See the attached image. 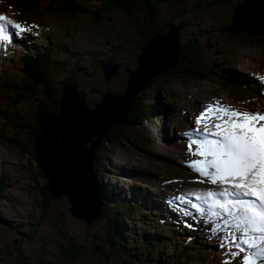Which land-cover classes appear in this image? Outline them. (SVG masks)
<instances>
[{
	"label": "rangeland",
	"instance_id": "obj_1",
	"mask_svg": "<svg viewBox=\"0 0 264 264\" xmlns=\"http://www.w3.org/2000/svg\"><path fill=\"white\" fill-rule=\"evenodd\" d=\"M8 1L18 4L20 0ZM33 2L36 3L35 0ZM195 2L196 0H191L186 4V7L180 4L179 8H175L170 4H160L158 17L160 19H171L173 24L181 22L183 27L178 29L179 42L188 40V38H196L202 44L208 60L216 63L221 73L234 76L235 80L244 82L246 88L241 92H230L224 82L218 78L201 81L176 77L165 80V77L159 76L154 81H146L143 86H141V83L136 93L142 95L144 102L153 104L154 118L152 121L144 122L137 127H129L127 131L130 133L129 137L123 138V141L116 146L102 145L100 149V145H98L99 148L97 147L95 151L96 165L94 163V166L101 169L103 178L96 179L98 196L94 211L91 212L89 205L88 207L84 206L90 217L87 222L82 216L75 214L74 209L71 210L73 207L71 204L72 199L66 193L46 199L41 196L39 186L46 184V178L40 179L38 176L36 172L37 161L35 162L32 159L30 153L21 152L12 143L7 142L6 137H10L13 128L6 126L0 118V134L4 136V138H0V264H66L63 260L61 247L65 237L71 238L75 244L82 246L84 255L79 260L81 264H108L105 255L106 250H101V248L103 241L107 239L109 234L108 224L110 219L107 215L103 219H100L98 214L93 216L97 212L96 208L100 206L101 182H107L109 187H111V184L114 185L113 192L116 199H125L123 196L131 198L137 195L136 199L143 204L145 209L150 211L147 214L149 217L150 215L154 216L153 211L157 213L156 216H160L161 212L158 213L160 208H157V206L158 202H163L157 199L161 196L160 199L167 200V194L171 191H176L179 196L187 191L199 193L200 196H203L207 191L219 192L218 190L221 191L223 187H226L221 184V186L212 184L208 178L203 176L201 179V175L194 170L192 161L201 159V157L195 156L189 151L188 143L197 136L189 137L185 133L194 131L197 126L195 124L196 118L206 109L208 104H215L216 101L231 105L241 111L264 113V43L260 42L258 36L250 41L241 38L242 41L238 36L233 37L234 32L238 33L237 31L242 27H239L240 25L236 23L233 29L236 27L237 29H230L235 12L233 14L232 7L229 4L214 5L205 10L189 12ZM88 4L92 5L94 3L89 2ZM247 6L251 10H256V12L253 15L252 11L248 9L250 20L245 21L244 24L250 27V30H260L258 27H263L264 24L258 23L252 27L249 23L251 21L252 23L259 22L260 14L257 13V10L259 7L264 8V0H249ZM242 9L243 6L240 7V10ZM178 11H181L183 16L176 15ZM0 15H7L24 28L30 29V31L20 32L19 29H15L11 25L8 26L12 38L14 33L24 34V41H28L25 45L22 44V40L15 43L14 41H11V43L0 41V88L5 79L10 77L11 82H16L15 77L18 78L19 67L18 57L25 51L31 52L43 48L44 39L51 35L62 36V43L67 46L73 56L67 62H62L66 60L67 55L62 51L52 49L54 59L60 62L58 64L60 67L54 68V74L61 83L67 82L71 71L76 68L77 89L85 97V102L91 107L95 102H99L101 93L105 91L111 93L124 92L129 71L135 70L140 64V61H137L139 50H131V46L126 44L122 53L118 56L114 54L111 47L113 44L111 42L113 41L112 35L115 32L121 31L127 37L132 35V28L127 24V18L122 11L109 10L104 14L106 17L97 23L92 19L89 21L85 18H79L74 24H69L61 19L54 18L41 9L23 14L18 10V5L10 8L0 1ZM262 20L264 21V16H262ZM159 40L161 39H155L153 44ZM164 41L166 43L165 47L169 46L164 52L165 54L170 52L167 56V60H169L174 54L175 45L173 39H164ZM154 46L156 47V45ZM113 54L116 56L119 67L117 73L111 79L106 80L102 75L100 66H97L93 59L98 56L100 59ZM155 67L159 68L161 66L156 65ZM155 74H152V76ZM135 79L137 77L134 76L131 81ZM145 79L146 76L140 80ZM134 83L131 82L130 87H133ZM55 87L59 89L57 92L59 103L63 101L64 92H66L65 96L67 98L63 108V118L58 119V121L66 120L70 123L73 118L75 121H79L73 107L75 103H79L74 93L75 90L60 88L58 84H55ZM51 98L56 99V94ZM39 100L42 101V98ZM0 102L6 105L4 97L0 96ZM34 105L36 106V102ZM80 108L83 107L80 106ZM108 111L110 110L97 112V116L93 119L106 123L107 121L114 122L124 118L123 108L119 107L117 109L118 115L116 117H112L113 114H111L106 118L104 113ZM81 113L82 116L86 117V112ZM52 116L43 120V124L45 123L44 128L50 126V139L48 140L50 145L59 132L56 123L52 121L55 117ZM81 124L83 123L81 122ZM105 125H103V128ZM182 127H187V129ZM78 134L79 130L73 132L76 137H78ZM135 136H138L139 139L136 140ZM17 138L20 139L21 137L17 135ZM57 141L60 142V140ZM62 143L69 145L66 140L65 143L61 141L58 144ZM100 144L102 143L100 142ZM66 148V146H61L57 150L63 151ZM185 149L192 156V161L187 164L190 168L183 167L189 160L185 159ZM44 150L47 153V149ZM87 150L88 148H83L84 153ZM66 156H62L61 162L58 159L56 164H64V173L72 174L75 170L74 165H68L67 163H73V156L68 154ZM96 158L98 159V165ZM36 177L39 178L38 182L35 180ZM45 203L46 205H44ZM131 207L136 210L134 211L135 216H137V212L139 213L138 216H143V213L137 210L135 206ZM163 215L165 221H171L164 212ZM190 216V211L182 206L174 213V217L180 221L172 222L177 225H186ZM129 220V218L124 220L127 226L125 232L131 227L134 228ZM143 226L145 228L139 226L136 228L142 235L151 228L149 225ZM171 226L175 227L174 225ZM154 228L159 227L155 225L152 229ZM179 229L180 232H171L172 237L181 239L185 235L191 234L188 230ZM125 238L130 242V237L127 234H125ZM213 240L215 241V239ZM236 244H240L242 247L239 239ZM179 249L182 250L181 246H179ZM249 251L253 253L256 249H249ZM236 252L239 255L232 256L231 263L246 264V257L249 256L247 251L244 260L241 257L240 249L237 247H235L234 253ZM224 253L225 250L220 251V258L223 257ZM178 254L179 250L176 249L174 252L172 251L169 257L173 261L179 257ZM219 255L217 249L209 253L207 264H220V261L226 260L224 256V260L219 261ZM117 257L122 260L125 258L123 255ZM104 259L107 262L103 263ZM254 259L256 261L257 257H254ZM168 261L165 260V263L162 264H166ZM172 261H169V263ZM256 264L258 263L256 262Z\"/></svg>",
	"mask_w": 264,
	"mask_h": 264
},
{
	"label": "trees",
	"instance_id": "obj_2",
	"mask_svg": "<svg viewBox=\"0 0 264 264\" xmlns=\"http://www.w3.org/2000/svg\"><path fill=\"white\" fill-rule=\"evenodd\" d=\"M35 1L36 3H34L33 0H20L19 3L16 4L18 5V10L23 14H25V12H36L41 9L42 11L48 12L54 18L61 19L69 24H74V22L79 18H85L89 21L92 19L97 23L101 22L106 17L104 14L109 10L116 9L122 11L124 16L127 18V24L130 28H132V35L127 37L121 31L118 33L115 32L112 35L113 41L111 42L113 44L111 47L114 50V54L119 56L127 44V46H131V50H139L137 53V61H139V57L143 52L146 42L153 34H162L166 33L172 28L179 29V27H183L181 22L178 24H173L171 23V19H160L158 17L160 4H170L175 8H179L180 4L182 6L185 5L186 7V4L191 0ZM245 1L246 0H196V2L189 9V12L195 10H205L214 5L229 4L230 7H232L231 9L234 14L236 7L238 6L239 8L240 6L244 5ZM89 2H93L94 4L90 5L88 4ZM7 3L10 2L7 1ZM244 10L245 9L243 7V13H247L246 10ZM176 15L183 16V13L178 11ZM172 20H174V18H172ZM258 28H260V30L253 31L250 30V27H247L246 24H243L242 29L237 31L238 33L234 32L233 37L238 36L240 40H242L241 38H245L244 40L250 41L258 36V38L261 40L260 42L264 43V26ZM230 29L236 30V28L233 29V26H231ZM43 46L44 47L40 50L35 49L31 52L25 51L22 55H20L18 57V78L14 76L16 82H11L10 77L5 79L2 87L0 88V96L4 97V102L6 103L5 105L3 102H0V118L6 126L13 128L12 134L10 137H6V140L7 142L12 143V145L19 151L30 153V155H32V159L35 162L37 161L36 172L40 179H44L46 176L41 164L38 162V158L42 161V165L46 168L50 164L55 167V160L57 159V157L50 156L46 140H43L44 127L41 124V119L43 117H49L52 115L58 116L57 114H52L55 112V110L59 111V100L57 98V92L59 89H57L58 87H55V84L60 85V88H71L73 90L74 88L72 86L77 84L76 68L71 71L69 80L67 82L61 83L54 74V68L60 67L58 65L60 62L54 59L52 55V49H56L59 52L62 51L67 55L65 57L66 60L62 62H67L70 57H73L72 52L67 48L66 45L62 43V36H48L44 39ZM114 54L104 56V58L100 59L98 56L94 58L93 61L95 64L97 63V66H100V68L103 62L107 63L113 61L116 64H119L116 61V56ZM174 58L175 60L171 64H168ZM165 65L167 66L165 67ZM148 66L150 67V64H148ZM161 67L165 68H163L161 71H158L161 69ZM161 67L150 69V71L147 72L148 75L146 76L145 80H140L134 83L136 86L133 90L137 91L138 86L141 83V86H143L146 81H154L156 77L159 76H163V78L165 77V80L167 78L173 79L176 77H186L201 81L218 78L220 81L222 80L224 82V85L229 89L230 92H241L244 90V88H246L244 83L239 80H235L234 76H228L223 74V72L221 73L218 66H216V63L208 60L202 44L199 43L196 38H188V40L179 42L178 52L176 53V49H174L172 58L164 63ZM133 71L134 70L129 71V73H132ZM154 71H157L158 73ZM154 73L156 74L152 76ZM74 93L76 94L77 98V93L82 95L80 91H74ZM55 94L56 99H52L51 97ZM41 98L42 101L39 100ZM131 98L133 99L129 103L127 110L124 112V118L121 120H115L113 124H110L107 127V130L102 137V144H99L100 149L102 145L116 146L123 141V138H128L130 135V133L127 132L129 127L134 128L142 125L144 122H150L153 120V104L144 102L142 95H139L138 93H134L133 97H130V99ZM35 102L36 106L34 105ZM75 104L78 105V103ZM60 113L58 114L60 115ZM17 135L21 138L18 139ZM0 138H4V136L0 134ZM135 138L136 140L139 139L138 136H135ZM57 140L63 142V138L61 136L54 138V142L56 144L60 143ZM44 149H47V153L44 152ZM92 174L95 179L103 178L101 169L96 168L94 165ZM66 176L67 175L63 174L60 175V177L63 179ZM35 180L38 182L39 178L36 177ZM46 180L48 179L46 178ZM58 180H60V178H58ZM100 186L102 189L99 194L100 206L96 208L97 212H95V215L93 216H97L98 214L100 215V219H103V217L107 215L110 219L108 224L109 234L107 239L103 241L101 248V250H106L105 255L107 261L109 262L108 264H162L165 263V260L172 261L169 256L172 254V251L174 252L176 249L179 250V257L174 259L171 263H169V261L167 263L207 264L209 262L207 253H209L208 250L211 249L209 245H205L202 242V237L198 235H185L181 239H176L175 237H172L171 232H179L180 226H178V229L177 227H172L168 221H165V219L161 218L160 216H156L157 213L153 210L154 216L150 215V218L147 215L150 213V211L145 209L143 204L136 199L138 197L137 195L131 198L123 196L125 199H116V196L113 192V184H111V187H109L107 182H101ZM39 188L41 196L45 197V199L55 196L49 191L47 181L46 184L40 185ZM44 205H46V203ZM131 206H135L137 210H140V212L143 213V216H138V212L137 216H135L134 211L136 210H134ZM127 218L130 219L129 221L133 224L134 228L131 227L125 232V227L127 226L124 223V220H127ZM143 225H149L151 227L148 232H144V235H142L136 229L138 226L140 228H145ZM155 225H157L159 228L152 229ZM125 234L130 237V242L126 240ZM179 246H181L182 250L179 249ZM206 246H208L209 249ZM61 247L63 250V260L66 264H81L79 260L81 259L82 255H84L82 246L75 244L71 238L65 237ZM122 255L126 258H124L125 261L120 257H117ZM107 261L104 259L102 262L105 263Z\"/></svg>",
	"mask_w": 264,
	"mask_h": 264
},
{
	"label": "snow or ice",
	"instance_id": "obj_3",
	"mask_svg": "<svg viewBox=\"0 0 264 264\" xmlns=\"http://www.w3.org/2000/svg\"><path fill=\"white\" fill-rule=\"evenodd\" d=\"M9 25L20 32L30 31L0 15V41L11 43ZM195 124L193 132L185 133L198 137L188 143L189 151L201 157L192 166L212 184L226 186L219 192L204 193L205 203L213 217L227 216L224 224L240 233L239 237L232 233L233 242L239 239L248 249H256L246 257V264H256L254 257L264 256V113L241 111L216 101L206 106ZM189 195L201 198L199 193ZM195 207L205 211L199 204ZM236 247L244 251L240 244Z\"/></svg>",
	"mask_w": 264,
	"mask_h": 264
},
{
	"label": "water",
	"instance_id": "obj_4",
	"mask_svg": "<svg viewBox=\"0 0 264 264\" xmlns=\"http://www.w3.org/2000/svg\"><path fill=\"white\" fill-rule=\"evenodd\" d=\"M241 11L242 10H238V6H237V11H235V14L233 15V17L235 20H237V22L240 25H243L245 23V21H244V19L242 21L240 18V12ZM158 38L159 39H170V40L173 39V44L175 45L176 53L178 52V46H179L178 29L172 28V29L168 30L166 33L153 34L148 39V41L146 42V44L143 48V52L141 53V55L139 57V61L142 62V56L144 55V50L146 49V47H151L153 44V41L155 39H158ZM174 60H175V58L172 59V61H170L168 64H171ZM118 66H119V64H116L113 61H110L107 63L103 62L101 64V69L103 70V76L105 77L106 80L110 79L116 73ZM139 66H141V64H139L137 66V68L132 73L128 74V81H127L126 87L124 88V92H122V93H111L109 91H105L101 94V98H100L99 102L94 103V105H93L94 107L89 106L85 102V97L83 95H80L79 93H77L78 94V100H79V103L77 106L83 107L82 109H84V111H86L88 113V112H98V111L101 112V111H104L105 108H109L110 106H114L115 104H118L117 108H119V107L123 108L124 112H125L127 110L129 103L133 99V98L130 99V95L132 94L131 97H133L134 93L136 92L134 90H132L130 92V89L132 88V87H130V84H131V78L138 71ZM161 70H163V68ZM72 87L74 88L75 92L76 91L78 92L76 85H73ZM62 102L63 101H60V103H59V107H58L59 110L60 109L62 110V108H61ZM52 114H58V113L54 112ZM107 122H110V123H107ZM107 122H106L107 124L105 123L106 125L104 124L105 125L104 128H103V126L100 128V130L103 128L102 132H100V130H99V133L96 134V133L90 131L87 134L86 138H83V137L81 138V140H80L81 141L80 145L82 147L81 155H83V154H84V156L87 155L89 157V160L87 161L85 159L83 161L84 163L82 162L81 164H79V160L74 161V163H72V164L67 163L68 165H77L79 168L74 170V172L72 174H69L63 180L62 179L58 180V178H60V175H62V174L63 175L67 174V173H64V171H65L64 164H61V165L58 164L55 167L50 164L46 168L42 165L43 164L42 161L38 158V162H39V164H41L43 171H44V174H45L46 178L48 179L47 183L49 186V191L55 196L61 195L62 193H66V195L70 199H72L71 204L73 207L71 208V210L74 209L73 212H75V214H78L79 216H82L86 222L89 221L90 217L88 215L89 212L84 209V205L82 202V199H85V197H84V194L82 192H81V194H79V188L76 189L75 187L80 186L81 173L83 174V167L86 168L83 186L86 185V190L89 194L88 198L86 199L88 201L89 208L91 209V211H94L93 205L95 208V205H96L95 202H96V199L98 196L97 195L98 193L96 191V179L94 178V176L92 174L93 173V165H94V157H95V151H96L98 145L100 144V142H102V137H103L105 131L107 130V127L110 124L114 123L112 121H107ZM93 135L95 136L94 138H93ZM83 148H86V149L88 148V150L84 153ZM90 148L92 149L91 151L89 150ZM80 167H82V170L80 169ZM57 169H58V171H57ZM59 181H61V182H59ZM90 204H91V207H90Z\"/></svg>",
	"mask_w": 264,
	"mask_h": 264
},
{
	"label": "bare ground",
	"instance_id": "obj_5",
	"mask_svg": "<svg viewBox=\"0 0 264 264\" xmlns=\"http://www.w3.org/2000/svg\"><path fill=\"white\" fill-rule=\"evenodd\" d=\"M259 1V0H258ZM249 0H246L245 1V4L243 5L244 9L247 10V13H243V9L242 11L240 12V18L241 20L243 21H247V20H250V16L248 15V9H250V7L247 6ZM247 7V8H246ZM238 10H240V7L238 8ZM251 10V9H250ZM235 11H237V7L235 9ZM253 15L254 13L256 12V10H251ZM250 11V12H251ZM257 13L260 14V20L259 22H253L252 21L249 23L252 27L253 26H256V24L258 23H261L263 24V20H262V16H264V8L262 7H259L258 10H257ZM255 18V17H254ZM256 19V18H255ZM235 20V19H234ZM236 23L237 25H240L237 20L233 21V24L231 26H236ZM248 25V24H247ZM243 25H240L239 27H242ZM237 29V27H236ZM163 41V42H162ZM160 42V43H158ZM157 43V44H156ZM155 44H153L151 47H146V49L144 50V55L142 56V62L140 61V64H142L140 66V68L138 69V71L132 76V77H137V79L135 80H132L131 82H137V81H140V79L144 78L145 76H147V72L150 71V69H156V65L157 66H162L163 63L165 62V60L168 59V55L170 54V52L168 53H164L168 47H165V41L164 39H161L159 41H157ZM156 45V47L154 46ZM160 48H162V50H160ZM167 57V58H165ZM147 59V60H146ZM168 61V60H167ZM151 62H152V66H151ZM148 64H150V67L148 66ZM140 78V79H139ZM131 86V85H130ZM136 85H134L131 89H130V92L133 90V88L135 87ZM68 91H71V90H68ZM136 93V92H135ZM66 92H64V96H63V102H62V105H61V108H62V112L61 114H57L58 116H55L53 115L52 117H55L53 118V122L56 123V126L59 128V132H58V135L57 136H61L63 138V142L65 143V140L69 143V145H65V144H56L55 142H53L51 145L49 143V137H50V126H46V128H44L45 130V133L43 134V139H46L47 142V147H48V152L50 154V156H54V157H57V159L55 160V162H57L58 159H60V161L62 160V156H66L67 154L68 155H71L73 156V163L74 161H77L79 160V164H81L85 159L88 161L89 160V157H85L84 154L81 155V152H82V147H81V138H86L88 132L92 131L96 134L99 133V130L100 128L104 125L105 122H100V121H97L96 119H93L97 116V112H86L84 111V109L82 110L80 108V106H77L76 104L73 105V107L75 108L76 110V115L78 116V118L80 117V119L77 118V120L79 121H75L74 118L72 119V121L69 123L67 122L66 120L65 121H62V122H59L58 119H62L63 118V108H64V105H65V101H66ZM68 101V100H67ZM70 102V101H69ZM117 106L118 104L115 106H108L109 108H105L104 110H110L106 113H104V116L107 118L108 116H110L112 113L113 115H111L112 117H116L118 114H117ZM107 107V106H106ZM59 110V112H60ZM58 112V113H59ZM80 112H86V117L82 116V113L80 114ZM99 112V111H98ZM115 112V113H114ZM85 114V113H84ZM76 116V117H77ZM47 117L41 119V124L43 125L44 127V124H43V120L46 119ZM76 119V118H75ZM81 122L83 124H81ZM65 125V126H64ZM64 128V129H63ZM63 129V130H62ZM79 130V134L77 135L78 137H76L75 135H73V132H76V131ZM70 131V132H69ZM67 137V138H66ZM198 138V137H196ZM71 139V140H70ZM73 139V140H72ZM42 143V142H41ZM56 145V146H55ZM61 146H66L67 148L64 149L63 151L61 150H57L58 148H60ZM44 147V146H43ZM54 147H56L57 149H55ZM45 151V150H44ZM67 157V156H66ZM71 158V157H70ZM84 163V162H83ZM55 165H58L55 163ZM83 167V166H82ZM82 167H80V169L82 170ZM87 167V166H86ZM77 168H79L77 165H74V169L76 170ZM79 170V169H78ZM80 171V170H79ZM85 172H86V168L83 167V174L81 173V183H80V187L79 186H76L75 188L78 189L79 188V193L81 194L84 193V197L85 199H82V202H83V205L85 207H88V201L86 200L88 198V192L86 190V185L83 186V181H84V178H85ZM70 174V173H69ZM69 174H66L67 176ZM201 179H202V176H200ZM60 179H63L60 177ZM205 179V178H204ZM207 180V179H206ZM218 186H221L219 183L217 184ZM204 186V185H203ZM83 188V189H82ZM207 188V187H205ZM220 189V188H218ZM217 190V189H216ZM220 191V190H218ZM73 194V193H72Z\"/></svg>",
	"mask_w": 264,
	"mask_h": 264
}]
</instances>
